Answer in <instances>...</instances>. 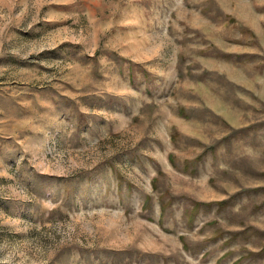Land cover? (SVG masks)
Instances as JSON below:
<instances>
[{
	"label": "rangeland",
	"instance_id": "374dc122",
	"mask_svg": "<svg viewBox=\"0 0 264 264\" xmlns=\"http://www.w3.org/2000/svg\"><path fill=\"white\" fill-rule=\"evenodd\" d=\"M0 264H264V0H0Z\"/></svg>",
	"mask_w": 264,
	"mask_h": 264
}]
</instances>
